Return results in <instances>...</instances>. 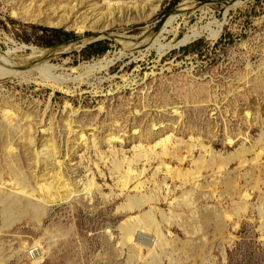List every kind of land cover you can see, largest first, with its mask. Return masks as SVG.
I'll list each match as a JSON object with an SVG mask.
<instances>
[{
    "label": "rangeland",
    "instance_id": "374dc122",
    "mask_svg": "<svg viewBox=\"0 0 264 264\" xmlns=\"http://www.w3.org/2000/svg\"><path fill=\"white\" fill-rule=\"evenodd\" d=\"M108 1L121 7L119 16L110 15ZM136 1L0 0L1 53L17 44L45 49L42 62L50 61L57 68L52 74L65 72L70 78L79 74L72 67L106 53L117 58L79 89L71 80L74 91L69 96L54 91L42 78L0 80V121L6 111L13 116L10 127L21 163L8 168L0 158L7 190L18 191L19 177L25 175L31 185L36 178L51 182L53 170L49 174L43 163L35 161L49 160L52 154L63 161L65 179L82 189L72 199L50 203L41 222L27 211L7 226L0 203V264H147L154 255L159 256L154 264H264V222L259 210L264 203V0H180L176 5L174 0H163L156 12L151 3L145 11L136 10ZM24 13L64 17L71 28L28 21L21 16ZM173 15L176 18L162 32ZM102 16L108 20L105 30L77 33V27H89ZM219 24L223 28L214 40ZM188 33L199 36L161 55L162 44L174 45ZM89 37L97 40L70 48ZM158 38L161 42H156ZM94 43L108 49L85 53ZM73 111L76 124L84 125L85 142H79L67 126ZM91 126L95 131L89 130ZM0 133L1 148L7 136L1 129ZM167 136L171 153L162 155L161 145L156 144ZM162 161L176 170L175 175L167 173ZM129 163L134 174L122 189L120 180ZM49 167L54 168L52 163ZM135 173L139 180L133 178ZM91 181L94 187L85 193ZM138 181L143 182L144 192L158 198L130 210L126 205L138 194L134 188ZM165 185L168 193H160ZM33 200L37 202L36 196ZM243 202L247 210L236 214ZM151 205L158 208L157 220L162 222L163 212L174 223H163L164 238L136 228L133 242L142 250L133 251L122 225ZM206 212L212 214L204 219ZM223 213L231 218L224 219L219 233L215 220ZM37 240L43 256L36 260L31 253Z\"/></svg>",
    "mask_w": 264,
    "mask_h": 264
},
{
    "label": "bare ground",
    "instance_id": "6f19581e",
    "mask_svg": "<svg viewBox=\"0 0 264 264\" xmlns=\"http://www.w3.org/2000/svg\"><path fill=\"white\" fill-rule=\"evenodd\" d=\"M162 1L163 0H137L136 5L139 4V6L136 7V10L139 11V9H141V10L145 11L147 5L151 3L152 5H154L152 12H156L158 9H160ZM145 3H147V4L145 6H143ZM106 4L108 5V7L110 9L109 11H110L111 16L112 15H114L115 17L119 16V13L121 11V7H114L113 4L111 3V1H108ZM236 5L238 6V4H236ZM189 6L191 7V5H189ZM188 9H189V7H188ZM140 14L142 17H148V14L145 12L142 14V12L140 11ZM125 15H126V17H129L130 9H128V11H126V13H124V16ZM21 16L25 20L42 22V24L50 26V27H65L66 29L71 28L68 19L64 18V17H58V18L47 17V16L40 17V16H36V15H29L27 13L21 14ZM102 18H104V16H102L100 18L98 17L93 23H91L89 25V27H87V26L86 27L85 26L77 27L76 28L77 33H84L85 31H87V29H92V28L95 30H100V31L105 30V28L107 27L106 23L108 24V22H107L108 20L106 18H104V20H103L104 22L99 25L98 23L102 20ZM175 18H176V16H174V15L169 18V20L164 25L162 32L167 30L168 24L172 23L173 22L172 20H174ZM214 27H215V25H214ZM222 28H223V24H219L218 30L216 32H214V34H213L214 40L219 38L221 31H222ZM197 36H199V33H192V34L188 33V34L184 35L174 45L162 46L163 45L162 44L160 46L162 48L161 49V55L164 54V51L167 49L177 48V47H180L182 45L188 44L189 42L193 41ZM100 38H102V36ZM95 40H97V39L93 38V37L84 38L77 43L71 44L70 48H82L85 45H87V44H89ZM102 40H103V38H102ZM156 42H161V41L158 38ZM124 43L127 44L126 42H124ZM126 47H128V46H126ZM45 55H46L45 49L36 48L34 46L26 45V44H17L16 48H10L3 53L0 52V80H14V81L18 80L21 82L22 81H28V82H35L36 81V82H38L37 81L38 78H42L41 81H45L44 83H46L47 85H50V87H52V89L54 91L60 90V91L64 92L66 95L68 94L67 96H69L74 91L72 89V87L70 86L71 80L75 81V83L78 84L77 89H79L82 87V84L84 82L86 83V80L88 81V78L93 73H95L97 71L100 72V70H102V69H109L115 63V61L117 59L115 56H112L111 54L106 53V55H104L103 57H101L97 60H94V62H91L88 64L84 63V65H80L78 67H72V71L78 72L79 74H77L74 78H70L69 77L70 75L68 76L69 73H67V75H65V72H64V76L54 75L55 73L52 74V71H54V69H57V68L53 64H50L49 63L50 61L42 62V59L45 57ZM66 67H68V66H66ZM60 68H62V67H60ZM60 68H58V69H60ZM82 71H83V73H82ZM38 72H39L40 76L36 75ZM113 76H114V74H113ZM98 81H100V80H98ZM100 83L103 84L102 82H100ZM40 84H42V82ZM72 86H74V85H72ZM94 91H95V89H94ZM67 105L70 107L72 106L68 102H67ZM102 106L101 107L99 106L100 109H102ZM138 109H140V108H138ZM136 111H137V109H136ZM74 113H75V111L69 113L70 116L68 117V120L66 119L67 120V122H66L67 126L69 127L70 131L74 130V132L76 133V136L79 138V140H78L79 142L80 141L85 142V140H87L86 139L87 137H85L86 132L84 129V125L80 122H78L79 124H76L77 123L76 122L77 114L76 113L74 114ZM3 115L5 118L2 116L1 117L4 118L5 120L1 118L4 121H0V129L7 136V138H5L3 144L0 148L3 151V155L2 156L0 155V158H2L3 161L4 160L7 161L8 168H11L14 165H19V164L21 165V163L19 161L18 154L15 151L16 150L15 134L13 133V130L10 127V124H11L10 119H12L13 116L10 117L9 111L4 112ZM88 125H87V127H89ZM44 129L45 128H43V130ZM95 129H96L95 126L94 127L91 126V128L89 130L95 131ZM68 133H70V132H68ZM92 133H94V132H92ZM67 135H69V134H67ZM141 135H142V133H141ZM166 141H169V136L159 139L157 141V144H156V145H161L162 155H167V154L171 153L169 150V147L166 144ZM66 142H68V141H66ZM240 151L243 153L244 149L241 148ZM174 152L176 153L177 151H174ZM161 153L159 152L160 155H161ZM52 156H53V154L50 156H47V159H48V157L50 158L49 160H46V158L45 159L43 158L42 162L41 161L38 162V160H41L38 158L35 161L36 164L43 163V169H48L47 173L50 174L51 171L53 170V173L50 174L53 177V180L51 182H47L46 179L41 180L40 178H36L35 185H31L29 180H27L26 178L24 179V177L26 176L25 173L24 174L21 173L22 175H25V176L23 177L21 175L22 177H19V180H21L20 187L18 186L19 190L17 189L18 191H15V192L7 190V188L5 186V182H7V181L5 178V171H4L6 168L3 170L2 169L3 167L2 168L0 167V203H2L3 207H4L3 210H4V213L6 214V219L5 218L4 219L6 220L7 226H10V225L16 223V221H18V220L20 221L22 216L26 215V213H28L30 211L34 212L33 216H35V218L38 222H41L43 220L44 216L47 214L48 205L50 203L55 202V201H66L69 198L72 199L73 197L82 194L81 193L82 189L76 188V185H72V183L70 181L65 179L63 161L60 160L59 156H56V154L54 155V157H52ZM0 162H1V160H0ZM208 162H209V164L212 165L214 163V160L211 159ZM49 163H52V165L54 166L53 169L49 167ZM162 163H163V165H165L167 173H170V174L174 173V175H175V173H176L175 169H172L171 166L165 164L163 161H162ZM16 167L17 166H15V168ZM18 168H16V169L18 170ZM219 168H220V166H219ZM13 170H14V168H13ZM23 172H24V170H23ZM133 174H134V170L131 167V164L129 163L127 170H125L124 174L122 175V179L120 180V185L122 186V189L126 188L131 183ZM135 174H137V176H134L133 178H137L139 180L138 173H135ZM9 178H10V176H9ZM21 178H23V179H21ZM10 179H12V178H10ZM10 179H8V180H10ZM16 179H18V178H16ZM12 180L15 181V179H12ZM94 184H95V182L91 181L90 186L87 187V189L85 190V193L91 192V189H92V187H94ZM161 187H163V190L161 191V188H160L159 189L160 193L161 192H163V193L167 192L168 193V185L161 186ZM95 188L99 189V187L96 185H95ZM134 188L136 190H138V194H136L135 196L130 197L128 199L126 208H128L130 210H133L136 207L141 208L146 203L150 204L153 201H155V198H158L156 193L154 194L152 192L150 194L148 192H144V189H143L144 184L142 181L136 182L134 185ZM34 196H36L38 203L33 200ZM163 196H165V195H163ZM243 196L247 198L248 194H244ZM247 206L248 205L246 202L241 203L240 205H238L236 207L235 213L238 214L241 210L246 211ZM259 210H260V215L263 218V222H264V203L259 206ZM157 212H158L157 206L151 205V208L149 210L144 211L141 215L129 217V219L122 225V230H123V235H124L123 237L128 242H131V249L133 251L140 252L142 250V245H139L138 243L133 242V240L135 239L134 238V232L136 231V228H138V227L144 228L146 231H149V232H155L159 238H164V234H163V230H162L163 229V223L166 221L167 224L168 223L170 224L171 221L173 222V220L170 218V216H167L165 213L161 212V215H162V222H161V221L157 220V218L155 217V214ZM211 214H212V212H206V213H203L202 217L204 219H207V218H210ZM217 216L218 217L215 220L216 230H217V232L221 233L223 226H224V219L225 218H231V214L223 213V214H219ZM174 221H175V219H174ZM188 222L185 221L184 223L186 224ZM188 224H190V223H188ZM233 224L235 226H237L238 222L233 220ZM38 242H39V240H37L33 244V250L31 253V254H34L33 258H35L36 260L42 258V256H43L41 254V251H39V249H38V245H39ZM136 253H135V255H136ZM156 254H158V253H156ZM136 257L138 258L140 256L136 255ZM140 258H142V257H140ZM158 259H159V256L154 255L150 261L148 259L149 262L147 264H154L156 261H158ZM144 263H146V262H144Z\"/></svg>",
    "mask_w": 264,
    "mask_h": 264
},
{
    "label": "trees",
    "instance_id": "16d2710c",
    "mask_svg": "<svg viewBox=\"0 0 264 264\" xmlns=\"http://www.w3.org/2000/svg\"><path fill=\"white\" fill-rule=\"evenodd\" d=\"M180 0H174L173 5H176ZM201 1H209V0H201ZM64 36L66 38H70V34L64 33ZM93 49L94 53H104L108 48L106 46H103L102 43H94L89 45L87 48L84 49V52L86 53L87 51Z\"/></svg>",
    "mask_w": 264,
    "mask_h": 264
},
{
    "label": "water",
    "instance_id": "95a60500",
    "mask_svg": "<svg viewBox=\"0 0 264 264\" xmlns=\"http://www.w3.org/2000/svg\"><path fill=\"white\" fill-rule=\"evenodd\" d=\"M94 42V41H93ZM92 43V42H91ZM90 44V43H89Z\"/></svg>",
    "mask_w": 264,
    "mask_h": 264
}]
</instances>
